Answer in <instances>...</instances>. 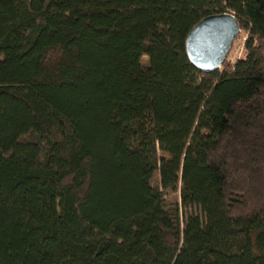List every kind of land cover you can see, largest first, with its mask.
<instances>
[{
  "label": "trees",
  "instance_id": "obj_1",
  "mask_svg": "<svg viewBox=\"0 0 264 264\" xmlns=\"http://www.w3.org/2000/svg\"><path fill=\"white\" fill-rule=\"evenodd\" d=\"M0 264H264V0H0Z\"/></svg>",
  "mask_w": 264,
  "mask_h": 264
},
{
  "label": "water",
  "instance_id": "obj_2",
  "mask_svg": "<svg viewBox=\"0 0 264 264\" xmlns=\"http://www.w3.org/2000/svg\"><path fill=\"white\" fill-rule=\"evenodd\" d=\"M240 33L239 23L230 13L203 19L193 27L186 39L190 64L204 74L221 69Z\"/></svg>",
  "mask_w": 264,
  "mask_h": 264
},
{
  "label": "rangeland",
  "instance_id": "obj_3",
  "mask_svg": "<svg viewBox=\"0 0 264 264\" xmlns=\"http://www.w3.org/2000/svg\"><path fill=\"white\" fill-rule=\"evenodd\" d=\"M247 34L241 30L239 36L235 39L233 46L231 48L230 54L226 61H230L231 63H236L240 58L244 55V43L246 41ZM145 62L147 59L145 58ZM176 195H170L167 198V201L173 203L176 199Z\"/></svg>",
  "mask_w": 264,
  "mask_h": 264
}]
</instances>
